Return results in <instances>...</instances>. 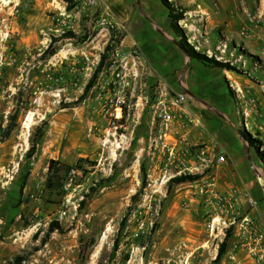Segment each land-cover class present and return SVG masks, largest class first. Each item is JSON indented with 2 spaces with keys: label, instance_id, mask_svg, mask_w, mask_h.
Wrapping results in <instances>:
<instances>
[{
  "label": "rangeland",
  "instance_id": "1",
  "mask_svg": "<svg viewBox=\"0 0 264 264\" xmlns=\"http://www.w3.org/2000/svg\"><path fill=\"white\" fill-rule=\"evenodd\" d=\"M92 1L0 0V264H264V0H167L178 32L160 0ZM133 43L138 75L129 62L121 80ZM160 91L191 116L161 125ZM50 160L72 169L49 192Z\"/></svg>",
  "mask_w": 264,
  "mask_h": 264
},
{
  "label": "built area",
  "instance_id": "2",
  "mask_svg": "<svg viewBox=\"0 0 264 264\" xmlns=\"http://www.w3.org/2000/svg\"><path fill=\"white\" fill-rule=\"evenodd\" d=\"M89 4H93L94 1L88 0ZM131 47L133 50L129 52V55L127 57H122L118 59V62L123 63L121 66L122 70L120 73H117L116 76L119 77L122 80V75H125V71L127 70L128 63L131 62L130 68L132 69V74L135 76L138 75V67L140 66L139 63V57H137V49L136 44H131ZM116 57H118V53L116 52ZM129 58V59H128ZM125 82H119L118 87H115L112 94V100L111 104L108 108H103V114L106 117L108 115L109 118L107 119V127L101 130V132L104 134L105 137H113L116 135V130L118 128H122L121 125H117L120 121L123 112V108L126 107V100H125ZM187 99V96L182 92H176L173 96H167L166 93L163 91H160L158 100L156 102V109H155V117L160 122L161 125H164L167 129L172 124H175V122H178V120L181 118V114H184V117H190L191 114L187 111L185 101ZM128 107V106H127ZM119 144L123 142V140L126 138L124 134H120L118 137ZM114 137V139H117ZM184 141V140H183ZM174 147V146H173ZM174 148H171V151ZM200 160L202 162H209L211 163V160H208L204 157V151L202 150L200 156ZM216 166H220L225 162V157L223 154H219L216 158H214L213 161ZM250 204H254V202L249 199Z\"/></svg>",
  "mask_w": 264,
  "mask_h": 264
},
{
  "label": "trees",
  "instance_id": "3",
  "mask_svg": "<svg viewBox=\"0 0 264 264\" xmlns=\"http://www.w3.org/2000/svg\"><path fill=\"white\" fill-rule=\"evenodd\" d=\"M160 1H161L162 5L164 6V8L167 10V16L170 20L171 29L175 32H178L177 22L182 19V11H177L173 7L172 4L167 2V0H160ZM69 35H71V34H69ZM55 41H56L55 39H52V42L48 45L46 50L43 52V54H42L43 57H50V56L55 54V52H56V50L54 48ZM179 48L184 53H186L191 59H193V60H195V61H197V62H199L205 66H208V67L222 66V64L216 62L215 60H213L211 58H207L203 54L194 52L192 50V48L186 43L185 40H181L179 42ZM106 49H107V47H106ZM104 59H105L104 56H100V60L98 62L97 68H96L93 75L96 76L97 73L100 71L101 67L103 66ZM225 66L228 67V65H225ZM95 76H93V77H95ZM15 120H16V116H12L10 123L7 125L6 129L3 130V132H2V140L8 138L9 135L11 134V132L16 128ZM39 135H40V133H39ZM34 145H35V142L31 146V152L34 150ZM71 169H72L71 167H69L65 164H61L57 161L50 160L48 163V167H47L46 178L44 181V188L49 192L50 191H57L62 186V182L64 181L65 176L67 174H69V171ZM189 179L191 180L193 178L190 176H182V177L174 179L173 182L181 183V182H184V181L189 180ZM53 227H57L55 223L50 225L51 229ZM227 238H228V234L226 235L225 239L223 240V242L218 247L217 259H220L222 257V255L225 253ZM23 260L24 259L22 257L16 256L14 258L12 264H21L23 262Z\"/></svg>",
  "mask_w": 264,
  "mask_h": 264
},
{
  "label": "crops",
  "instance_id": "4",
  "mask_svg": "<svg viewBox=\"0 0 264 264\" xmlns=\"http://www.w3.org/2000/svg\"><path fill=\"white\" fill-rule=\"evenodd\" d=\"M163 48H164L165 51H167V49H165V47H163ZM165 61H167V62L169 61V57L168 56H166L165 58L164 57L161 58V62L164 63L165 65H168L167 62H165ZM185 85L187 86V83ZM191 137H192V139H196L197 134H196L195 131H191Z\"/></svg>",
  "mask_w": 264,
  "mask_h": 264
},
{
  "label": "bare ground",
  "instance_id": "5",
  "mask_svg": "<svg viewBox=\"0 0 264 264\" xmlns=\"http://www.w3.org/2000/svg\"><path fill=\"white\" fill-rule=\"evenodd\" d=\"M28 124H29L28 122L25 123L26 128L28 127Z\"/></svg>",
  "mask_w": 264,
  "mask_h": 264
},
{
  "label": "water",
  "instance_id": "6",
  "mask_svg": "<svg viewBox=\"0 0 264 264\" xmlns=\"http://www.w3.org/2000/svg\"><path fill=\"white\" fill-rule=\"evenodd\" d=\"M187 58H188V60L190 59L187 55H185Z\"/></svg>",
  "mask_w": 264,
  "mask_h": 264
}]
</instances>
